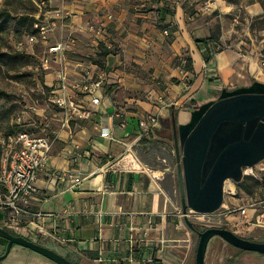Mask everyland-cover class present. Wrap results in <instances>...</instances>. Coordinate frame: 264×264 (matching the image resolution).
Segmentation results:
<instances>
[{
    "label": "crops",
    "instance_id": "crops-1",
    "mask_svg": "<svg viewBox=\"0 0 264 264\" xmlns=\"http://www.w3.org/2000/svg\"><path fill=\"white\" fill-rule=\"evenodd\" d=\"M48 5L59 14L49 45L61 42L63 50L51 55L55 64L44 67L45 83L53 86L61 67L70 84L88 69L105 71L107 80L99 105L89 104L94 111L90 119L66 128L58 117L48 131L54 142L47 166L38 173L32 201V210L44 216L22 217L14 232L75 264H195L198 235L179 213L173 140V161L163 157L164 164L152 165L142 152L160 140L167 142L163 121L172 106L177 109V122L183 123L193 108L215 99L223 87L264 82L260 49L242 54L232 39L234 3L48 0ZM258 6L255 0L248 3V13H258ZM212 32L229 47L215 50L209 43L208 52L200 40ZM183 55L191 59V68L183 64ZM118 108L123 114L113 116ZM148 113L158 114V124L136 140L143 133L138 122ZM102 125L111 127L116 140L100 136ZM128 150L137 159L135 169L128 167ZM73 176L80 181L75 184ZM5 217L0 208L4 228ZM36 222L43 226L42 233L36 230ZM5 244L0 240V254ZM242 257L264 264V254L242 253L215 235L207 244L204 261L238 264ZM0 264L57 263L14 244Z\"/></svg>",
    "mask_w": 264,
    "mask_h": 264
},
{
    "label": "water",
    "instance_id": "water-1",
    "mask_svg": "<svg viewBox=\"0 0 264 264\" xmlns=\"http://www.w3.org/2000/svg\"><path fill=\"white\" fill-rule=\"evenodd\" d=\"M171 128L182 211L190 208L200 213L215 212L223 204L226 180L239 182L244 167L264 158V82L223 87L215 99L193 108L189 120L183 123H178L171 112ZM185 219L198 235L195 264H205L207 244L215 235L240 250L264 254V241L242 237L224 226L197 230ZM0 237L7 240L0 261L18 244L57 264H75L51 248L1 226Z\"/></svg>",
    "mask_w": 264,
    "mask_h": 264
},
{
    "label": "rangeland",
    "instance_id": "rangeland-1",
    "mask_svg": "<svg viewBox=\"0 0 264 264\" xmlns=\"http://www.w3.org/2000/svg\"><path fill=\"white\" fill-rule=\"evenodd\" d=\"M230 1L234 3L231 16L232 39L239 43L240 52L246 54L250 49H260L264 56V0H255L259 3V12L252 15L248 13L246 5L253 0ZM36 3L37 0H0V9L7 8L10 15L0 13V134L21 127L36 135H42L49 133L48 131L58 122L57 108L50 99L53 86L45 83V70L41 64L47 52L46 47L50 44L52 30L48 31L46 44L40 39L31 46L26 42L25 35L31 33L29 30L31 24L34 21L45 22L43 16L38 15L39 8ZM18 41H23L27 49L21 54V60L11 57L15 54V44ZM215 46V49L222 50L228 48L229 44L219 41ZM52 60L54 58H51L49 63L55 64ZM189 117L186 118L187 121ZM163 122L167 142L161 143L160 140L142 152V158L152 165H156L157 162L158 165L164 164L163 157L170 161L174 160L170 136V111L165 114ZM243 171L244 176L250 175L261 180L264 176V158L253 166L244 167ZM245 181L251 188V193L240 189L237 182L226 180L223 204L227 207L246 206L247 211L244 216H237L236 212H224L221 225L245 238L257 239L259 236L264 238V185H257L249 179ZM240 252L244 253L243 250ZM238 264L252 263L242 257Z\"/></svg>",
    "mask_w": 264,
    "mask_h": 264
},
{
    "label": "built area",
    "instance_id": "built-area-1",
    "mask_svg": "<svg viewBox=\"0 0 264 264\" xmlns=\"http://www.w3.org/2000/svg\"><path fill=\"white\" fill-rule=\"evenodd\" d=\"M38 15H42L44 23L34 21V32L28 33L26 36L27 45H33L38 39L43 44L47 43L48 31L54 27V20L58 18L55 10H49L48 0H38ZM167 34V29H164ZM23 41L15 44L16 51H26ZM62 43L48 45L46 47V55L42 59V66L47 67L51 60V55L60 52ZM264 65V61L262 62ZM107 80V74L103 70L88 69L82 78L69 82L68 73L64 67L57 70L56 81L51 89L50 99L57 108L60 126L69 128L74 121L90 119L94 111L89 106L99 105L102 98V90ZM123 111L118 108L113 112V116H121ZM139 126L143 135L150 133L158 124V114L148 113L139 120ZM119 125L124 126L125 122L120 121ZM99 134L101 137L116 140L111 127L107 125L100 126ZM54 138L45 133L36 135L32 131H19L13 134H0V183L3 191L0 193V208L6 212L4 225L9 229L16 231L21 226L22 217H30L31 220L40 219L44 216L42 211H33V199L37 192L36 179L40 170L44 169L50 159L51 148ZM131 155L129 168L135 169L133 162L137 159L131 151H127ZM63 177V174H58ZM74 183H78L80 178L73 176ZM223 206V207H222ZM222 206L212 213H200L190 208L185 212L179 209V213L183 218H187L195 225L204 227L222 226L221 218L225 213L236 212L237 216H244L247 211L246 206L227 207ZM37 223V222H36ZM36 230L43 232V226L36 224Z\"/></svg>",
    "mask_w": 264,
    "mask_h": 264
},
{
    "label": "trees",
    "instance_id": "trees-1",
    "mask_svg": "<svg viewBox=\"0 0 264 264\" xmlns=\"http://www.w3.org/2000/svg\"><path fill=\"white\" fill-rule=\"evenodd\" d=\"M34 1V0H33ZM38 1V0H37ZM37 4V3H36ZM0 13H1V15H5V16H10L9 15V13H8V11H7V8H3V9H0ZM32 25L33 24H31V28L29 29L30 30V32H34L35 31V29L32 27ZM200 41H202L204 44H205V46L207 47V50H208V52H210L211 51V48H209V43H213V47H214V49H215V43H218L219 41H218V37L217 36H215V32H212V34L209 36V37H207V38H204V39H201ZM213 49V50H214ZM216 50V49H215ZM26 51H15V54L14 55H11V57L12 58H14V59H20L21 60V58H22V55L21 54H23V53H25ZM182 59L184 60V65L187 67V68H191V59L189 58V57H187L186 55H183L182 56ZM207 59H208V57H207ZM171 112H173L174 113V115H175V117H176V121H177V109H175L173 106L170 108V113ZM1 119V118H0ZM19 131H23V129L21 128V127H17V128H15L14 130H12V131H10V132H5V133H3L4 135H9V134H13V133H16V132H19ZM170 136H171V139H172V128H170ZM167 137V136H166ZM0 154H1V147H0ZM247 179H249V180H252L255 184H257V185H259V184H262V185H264V176L261 178V180H259V179H257V178H254L253 176H250V175H245V176H243V178H242V180H240L239 182H237V186L240 188V189H242V190H244L246 193H251V188H249L246 184H245V180H247ZM3 191V186H2V184L0 183V193ZM196 226V229L197 230H203L205 227L204 226H200V225H195ZM6 229L8 230V231H10L12 234H14V235H18L17 233H15L13 230H11V229H8L7 227H6ZM0 240L3 242V243H6L7 242V240L6 239H4V238H2V237H0ZM4 251V250H3Z\"/></svg>",
    "mask_w": 264,
    "mask_h": 264
},
{
    "label": "flooded vegetation",
    "instance_id": "flooded-vegetation-1",
    "mask_svg": "<svg viewBox=\"0 0 264 264\" xmlns=\"http://www.w3.org/2000/svg\"><path fill=\"white\" fill-rule=\"evenodd\" d=\"M250 239H253V238L250 237ZM256 240H258V241H264V238L261 237V236H259Z\"/></svg>",
    "mask_w": 264,
    "mask_h": 264
}]
</instances>
